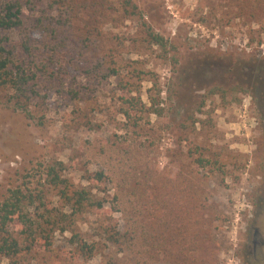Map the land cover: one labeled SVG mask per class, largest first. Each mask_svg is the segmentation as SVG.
Here are the masks:
<instances>
[{
  "label": "rangeland",
  "instance_id": "rangeland-1",
  "mask_svg": "<svg viewBox=\"0 0 264 264\" xmlns=\"http://www.w3.org/2000/svg\"><path fill=\"white\" fill-rule=\"evenodd\" d=\"M23 1L26 22L66 23L47 0ZM130 2L106 0L93 41L58 49L64 68L42 78L44 97L27 111L0 98V202L17 187L42 192L57 222L49 249L37 243L0 264H264V17L250 18L239 0ZM58 161L66 183L53 187L47 170ZM191 180L208 207L181 227L173 215ZM83 189L109 211L79 212L62 193ZM161 213L184 237L170 234L166 251L136 232Z\"/></svg>",
  "mask_w": 264,
  "mask_h": 264
},
{
  "label": "trees",
  "instance_id": "trees-1",
  "mask_svg": "<svg viewBox=\"0 0 264 264\" xmlns=\"http://www.w3.org/2000/svg\"><path fill=\"white\" fill-rule=\"evenodd\" d=\"M125 1L127 4L131 3L130 0ZM239 1L240 9L247 11L250 18L264 17V0ZM104 2L106 0H47L50 10H63L65 12L64 22L66 23L49 21L46 24L42 20L35 23L26 22L23 15L25 8L23 0H0V32L6 30L15 33V37H18V40H14L8 36L0 35V91H2L0 98L5 97L8 103L12 102L16 108L24 111L28 110L34 98H43L44 94L41 95L39 92L42 78L45 76L53 77L56 71L64 68L57 62V58H54V56H59L58 49L66 47L65 45L69 44V40L73 41L76 47L84 46L83 43L88 45L89 42L93 41L98 34L91 28L93 23L91 21L98 16ZM84 15H87L90 21H86L82 27H78L76 22L81 21ZM153 39L157 43L162 42V38L158 35L153 36ZM73 93L77 94V92ZM127 102L131 107L138 106V102L131 100ZM151 109L152 112L161 114L160 108ZM124 111L128 116V111ZM199 157L197 163L205 165L202 156ZM60 170H63V165L59 161L48 166V183L53 187L65 186V179L58 173ZM194 184V180L187 183L186 200L183 206H180L181 209L175 213L176 215H173L176 219L174 224L180 219L181 227H189L193 223L195 224L198 219V211L196 210L199 208L205 210L208 207L207 201L204 200L200 203V199L195 197ZM121 188L122 198L127 196L131 198L135 194V189L127 178H123ZM62 193L68 201H73L79 212H82L86 206L95 213L109 211L103 206L102 201L93 199L84 189L73 190L71 194L64 191ZM136 197L137 199L139 197L144 206L152 203L153 200V196L145 194ZM122 198H120V202L125 201ZM158 198L159 204L164 205L166 203L163 196L159 195ZM122 204L124 203L122 202ZM30 208L41 209V212L36 217L38 212L31 213ZM145 210L148 213V208L145 207ZM167 215V213L159 214L155 217L154 224L147 216H144L148 220L142 224L143 229L141 231L136 230L142 237L144 245L151 248H157L161 245V251H166L164 240L169 241L170 234L175 237L176 243L184 238L182 231L169 232V226L166 227L169 225V221H166ZM179 217H182L183 220ZM199 218H202V221L199 222L201 228L211 225L208 217L203 215ZM56 223L51 214L50 204L42 192L33 195L20 187L9 189L8 194L0 202V257L16 256L23 250L31 249L37 243L49 249L52 245L51 235L57 227ZM13 227L20 229L16 235ZM63 229L61 228V230ZM18 235H23L22 240L18 238ZM113 241L118 243L121 239L117 238ZM126 241L123 240L124 243ZM85 245L83 243L79 249L85 251ZM91 248L88 249V253H91Z\"/></svg>",
  "mask_w": 264,
  "mask_h": 264
}]
</instances>
